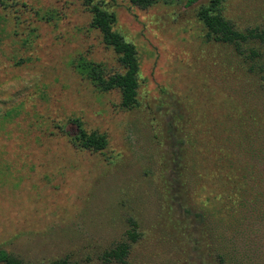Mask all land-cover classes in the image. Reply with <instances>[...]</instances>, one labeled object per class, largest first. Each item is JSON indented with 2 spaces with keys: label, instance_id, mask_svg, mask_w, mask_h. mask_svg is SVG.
I'll use <instances>...</instances> for the list:
<instances>
[{
  "label": "rangeland",
  "instance_id": "374dc122",
  "mask_svg": "<svg viewBox=\"0 0 264 264\" xmlns=\"http://www.w3.org/2000/svg\"><path fill=\"white\" fill-rule=\"evenodd\" d=\"M90 2L135 47L132 109L82 74L86 61L123 71ZM206 3L0 0L2 248L30 264H106L133 219V264H264V43L239 54L208 40ZM220 8L239 30L264 28V0ZM74 119L107 146L74 147Z\"/></svg>",
  "mask_w": 264,
  "mask_h": 264
},
{
  "label": "trees",
  "instance_id": "16d2710c",
  "mask_svg": "<svg viewBox=\"0 0 264 264\" xmlns=\"http://www.w3.org/2000/svg\"><path fill=\"white\" fill-rule=\"evenodd\" d=\"M91 1V0H90ZM130 3L141 8H146L161 0H129ZM167 1V0H164ZM223 0H208L198 8V20L206 28L208 40L231 44L239 54L243 53L244 45L250 41L264 43V28L249 27L239 30L233 23L221 14V3ZM91 13L90 26L97 29L105 46L110 47L117 54L118 61L123 71L108 72L101 63L86 61L82 64V74L102 91L118 89L120 92V103L125 109H132L137 105L138 88V61L135 47L132 43L125 41L120 33L113 30L115 21L113 12L103 9L99 4L90 2ZM252 54L254 49H250ZM77 126L74 134L68 135L69 142L76 148L89 151H102L108 143L107 137L97 131H87L80 120L74 119ZM203 221V215L198 212V222ZM131 228L127 231L126 239L116 242L113 246L105 249L101 254L103 263L109 264H133L128 261V255L132 243L136 242L139 233L137 223L130 219ZM0 264H30L16 254L0 246ZM49 264H73L66 258L52 260Z\"/></svg>",
  "mask_w": 264,
  "mask_h": 264
}]
</instances>
